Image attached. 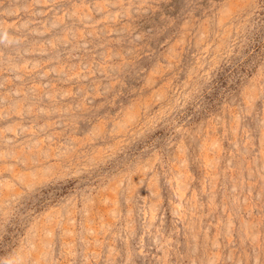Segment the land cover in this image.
I'll use <instances>...</instances> for the list:
<instances>
[{"label":"rangeland","instance_id":"rangeland-1","mask_svg":"<svg viewBox=\"0 0 264 264\" xmlns=\"http://www.w3.org/2000/svg\"><path fill=\"white\" fill-rule=\"evenodd\" d=\"M0 264H264V0H0Z\"/></svg>","mask_w":264,"mask_h":264}]
</instances>
